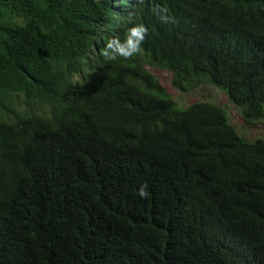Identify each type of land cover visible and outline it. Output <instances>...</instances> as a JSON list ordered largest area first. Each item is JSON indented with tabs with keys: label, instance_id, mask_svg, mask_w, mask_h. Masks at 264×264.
<instances>
[{
	"label": "trees",
	"instance_id": "1",
	"mask_svg": "<svg viewBox=\"0 0 264 264\" xmlns=\"http://www.w3.org/2000/svg\"><path fill=\"white\" fill-rule=\"evenodd\" d=\"M142 58L264 120V0H0V264H264V140Z\"/></svg>",
	"mask_w": 264,
	"mask_h": 264
},
{
	"label": "rangeland",
	"instance_id": "2",
	"mask_svg": "<svg viewBox=\"0 0 264 264\" xmlns=\"http://www.w3.org/2000/svg\"><path fill=\"white\" fill-rule=\"evenodd\" d=\"M147 71L158 77L165 92L175 102L177 109L182 110L188 104L194 102H207L222 108L226 112L228 123L234 127L236 132L247 141L255 139L264 140V120H247L243 117L240 109L233 105L226 94L217 87L203 83L197 89L191 92H180L171 83V74L168 71L159 70L147 64L142 58L139 61ZM19 105L11 112L5 114L0 113V120L5 119L14 112H33V107H28L23 103L24 96L20 95ZM15 94L11 93L8 99H15ZM37 112V111H36Z\"/></svg>",
	"mask_w": 264,
	"mask_h": 264
},
{
	"label": "clouds",
	"instance_id": "3",
	"mask_svg": "<svg viewBox=\"0 0 264 264\" xmlns=\"http://www.w3.org/2000/svg\"><path fill=\"white\" fill-rule=\"evenodd\" d=\"M144 31H145V29L143 28V26H139V27H137V28H133L132 30H131V35L132 36H135V37H138L140 40H142L143 39V33H144ZM128 43H129V45H131L132 44V41L131 40H129L128 41ZM137 47H138V45H137ZM121 51H123V49H120ZM135 50V49H134ZM11 115H8L7 117H10ZM6 117V118H7ZM5 118V119H6ZM141 194H143V193H141Z\"/></svg>",
	"mask_w": 264,
	"mask_h": 264
}]
</instances>
